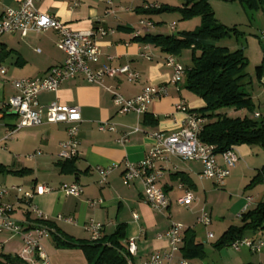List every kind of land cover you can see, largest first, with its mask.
Wrapping results in <instances>:
<instances>
[{"label":"crops","instance_id":"1","mask_svg":"<svg viewBox=\"0 0 264 264\" xmlns=\"http://www.w3.org/2000/svg\"><path fill=\"white\" fill-rule=\"evenodd\" d=\"M19 4L20 0H0V17L7 8H16ZM151 4L159 6L146 0L35 1L40 11L68 24L72 30L95 31L98 27L112 30L105 35H95L100 55L96 62L90 64L92 68L128 65L139 74L133 82H128L125 75H116L105 79L102 85L88 83L82 75H78L63 81L54 92L38 93L40 104L56 101L80 108L79 155L71 160H62L57 156L61 142L68 138L65 124L44 121L37 126L14 130L20 118L6 106L8 99L16 94L11 82L13 79L43 77L50 67L64 61L65 53L56 46L57 32L50 29L28 32L23 36L14 31L0 36V64L6 69V73L0 76V185H18L23 190H32L37 184L52 188L32 198V203L47 216L53 231L52 236L41 240L50 264H90L80 247L57 246L54 239L57 234L61 239L76 244L90 242V233L85 229L90 220L102 224L101 237L104 239L113 236L118 228L123 230L122 244L125 247L127 240L134 238L137 251L130 259L126 254L127 264H141L150 253L169 251L168 240L160 235L172 223L184 226L183 242L176 258L184 257L186 240L194 237L203 251L184 257L191 264L195 259L204 264L208 250L218 251L219 264H264V246L259 252L243 246L245 250L239 248L235 250L237 253L226 254L223 250L228 245H219L221 237L231 226L240 225L242 212L264 203V146H234L239 161L221 185L201 176L202 164L198 161L182 160L176 156L158 161L156 165L162 170V176L157 184L169 199V206L164 211L154 210L146 202L141 179L132 181L129 186L123 184L125 161L136 163L145 156L155 144L152 133L169 134L182 127L185 114L175 109L178 102H184L198 113L205 106L200 97L186 89L184 77L177 84L172 82L173 70L166 64L170 54L159 45L142 39L147 35L183 38L181 32L184 30L176 31L174 23L169 25L168 30L163 28L164 19L172 15L162 14L158 16L160 21H156L152 14L145 11V6ZM141 20L151 22L152 26L141 25ZM233 26L237 28L236 24ZM134 31H139L141 38L136 39ZM240 32L235 38L238 40L243 35L246 45L239 47V41H236V45L226 47L244 49L249 60L247 71L252 67V71H248L251 77L249 96L255 105V113H259L264 120V31L260 35L257 32ZM10 55L14 58H9ZM174 58L179 62L177 56ZM161 84L167 85L168 95L153 99L145 113L120 114L113 103L111 90L120 92L125 98H132L146 86ZM237 113L243 115L245 111ZM103 121L113 124L114 130H99L98 124ZM125 135L127 141L122 142ZM36 151L41 154L30 157ZM216 159L222 164L219 153ZM111 164L118 166L108 174L106 183H100L97 167ZM71 183L81 186L79 195H69L60 189L62 184ZM186 190L194 194V200L187 207L178 203ZM92 200L100 202L91 204ZM4 201L13 204L11 216L18 223L26 225L36 219V215L20 201L17 191L6 194ZM202 210L210 214L209 225L197 222ZM217 231L221 236L215 240ZM209 232L212 237H208ZM244 237L264 241V229L246 231ZM22 248L21 234L0 231V260L6 255L20 258L23 262L18 264H37L36 257L25 258L21 254Z\"/></svg>","mask_w":264,"mask_h":264},{"label":"built area","instance_id":"2","mask_svg":"<svg viewBox=\"0 0 264 264\" xmlns=\"http://www.w3.org/2000/svg\"><path fill=\"white\" fill-rule=\"evenodd\" d=\"M36 0H20L16 8H7L0 17V36L6 33L19 31L23 36L28 32H42L55 30L58 34L56 46L65 53L64 61L49 68L45 76L39 78H19L13 79L12 85L16 94L10 97L6 106L15 112L20 120L14 130L24 127H33L42 124L44 121L50 124L62 123L67 126L68 138L61 142L57 153L59 159L71 160L79 155L78 131L81 122V113L78 106H68L54 101L48 104H40L37 96L41 91L54 92L60 84L70 78L82 75L88 83L102 85L105 79H112L116 75H125L128 82H133L139 78V74L124 65L118 68L103 66L92 68L91 63L98 60L100 48L96 43L95 35H105L112 30L98 27L93 30H72L68 24L58 20L52 15L40 11L36 5ZM79 0H76L78 3ZM157 7L155 4L146 5L145 8ZM141 25L152 26L151 22L141 20ZM171 29H173L171 27ZM135 37L139 31H134ZM166 64L173 70L172 82L177 84L182 81L185 74V67L170 55L166 59ZM6 73V69L0 64V76ZM113 103L118 107L120 114L145 113L148 105L155 98L168 95L167 85L146 86L143 91L132 97L125 98L120 92L111 90ZM175 109L183 112L185 118L182 127L174 132L165 134L154 132L151 136L155 139L154 146L148 150L145 156L138 162L125 161L122 173L123 184L129 186L132 181L141 179L146 202L157 211H164L169 206V199L162 188L157 184L162 176V170L156 163L164 160L167 156H176L182 160H194L202 164L201 176L213 180L217 185H221L225 178L229 176L231 169L238 163L239 157L235 147L230 146L219 153L222 164H219L214 152V146L206 144L199 139V134L205 122V118L200 113L188 108L180 101L175 105ZM259 116V113H255ZM98 128L101 131L114 130V125L108 121L99 122ZM12 132V131H11ZM122 142L127 141L126 135ZM40 151L30 154V157L40 155ZM118 166L111 164L106 167H97L100 176V183L107 182L108 174ZM60 189L69 195H79L82 188L78 183L62 184ZM19 193V199L26 205L30 213L36 215L34 221L27 222L26 225L15 221L11 213L14 210L13 204L4 201V196L10 191ZM52 188L44 184H37L32 190H23L21 186L12 185L5 187L0 185V231L8 230L23 237V248L21 254L26 258L38 259L37 264H50L48 257L41 244L43 238H48L53 233L52 228L45 224H37V217H46L33 203L35 195H42L51 191ZM194 200V194L190 190L178 199V203L187 207ZM100 200H92L91 204H96ZM58 218L62 216L58 215ZM136 217V215H135ZM240 217V216H239ZM198 223L209 225L211 223L210 214L202 210L197 218ZM85 229L90 233L91 240H98L101 237L102 224L90 220L85 225ZM184 226L181 223H172L170 227L160 236L166 238L170 244L169 251H156L150 253L141 264H191L184 257H175L180 251L183 242ZM212 237V233H208ZM234 250L241 246H246L252 251L259 252L264 246V241L253 240L248 237L236 240L229 245ZM137 245L134 238L127 240V255L129 259L136 254Z\"/></svg>","mask_w":264,"mask_h":264},{"label":"trees","instance_id":"3","mask_svg":"<svg viewBox=\"0 0 264 264\" xmlns=\"http://www.w3.org/2000/svg\"><path fill=\"white\" fill-rule=\"evenodd\" d=\"M249 10H262L264 0H238ZM165 10H176L181 20L193 16L200 17V25L194 31L181 32L177 36L147 35V42L162 47L170 55L179 56L184 49L190 50L191 65L185 68L184 83L187 90L200 97L205 106L200 115L205 122L199 139L214 146V152L221 153L230 146L239 144H259L264 146V120L255 115V105L249 96L251 77L247 71L249 60L243 48L230 49L216 45L225 37H238L241 32L219 22L208 0H184L182 7L157 6L145 8L148 14ZM136 39L141 38L136 36ZM260 68V66L258 67ZM257 68V69H258ZM228 110H244L243 115H229ZM240 225L231 226L221 237L219 245H230L244 238L246 231L264 229V203L255 209L240 214ZM37 222L50 227L49 221L37 218ZM53 233H51V236ZM123 230L118 228L108 239L76 244L61 239L55 234L57 246L80 247L90 264H127V247L122 244ZM202 245L194 237L186 240L184 257L202 253ZM20 258L3 255L0 264H18ZM250 264V263H247Z\"/></svg>","mask_w":264,"mask_h":264},{"label":"rangeland","instance_id":"4","mask_svg":"<svg viewBox=\"0 0 264 264\" xmlns=\"http://www.w3.org/2000/svg\"><path fill=\"white\" fill-rule=\"evenodd\" d=\"M149 3H157L160 6H172V7H180L181 3H184V0H146ZM215 18L221 22L225 23L228 26H233L234 24L237 25V28L240 31H243L245 34H248L250 32H257L259 35L261 31H264V12L262 10H249L247 7L243 6L238 0H208ZM172 15L171 18L164 19L163 25L165 29L168 30V27L170 24L174 23L176 25V31H194L199 25H200V17L193 16L188 19L181 20V15L179 11L174 10H165L158 13H152L153 19L156 21H160V15ZM180 15V18L178 19V16ZM162 23V22H161ZM260 29V30H258ZM242 38L236 39L235 37H225L222 39H219L216 41V45L218 46H230V45H236L235 42L239 41L237 46L241 47L242 45H246V38L243 40ZM264 42V41H263ZM184 51V53H183ZM181 54L178 57V60L183 65L189 67L191 65V56H190V50L184 49ZM248 71H252V67L248 69ZM229 115H238L237 111L229 112ZM214 231V229H212ZM217 236L215 240H218L221 234L219 231L216 232ZM217 242V241H216ZM240 250H245V247L241 246ZM226 254H233L237 253L233 248L230 246H226L223 250V253ZM206 259L203 261L204 264L207 263H220L218 251L214 250H208L206 252ZM193 264H200V261L195 259L192 261Z\"/></svg>","mask_w":264,"mask_h":264},{"label":"bare ground","instance_id":"5","mask_svg":"<svg viewBox=\"0 0 264 264\" xmlns=\"http://www.w3.org/2000/svg\"><path fill=\"white\" fill-rule=\"evenodd\" d=\"M37 218H39L41 220H46V217H37ZM37 224H42V223L37 222Z\"/></svg>","mask_w":264,"mask_h":264},{"label":"water","instance_id":"6","mask_svg":"<svg viewBox=\"0 0 264 264\" xmlns=\"http://www.w3.org/2000/svg\"><path fill=\"white\" fill-rule=\"evenodd\" d=\"M9 58H11V59H12V58H14V56H13V55H10V56H9Z\"/></svg>","mask_w":264,"mask_h":264}]
</instances>
